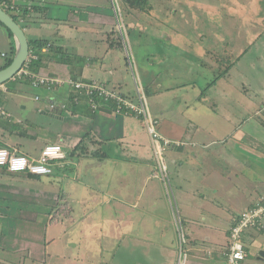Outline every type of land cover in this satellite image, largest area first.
Wrapping results in <instances>:
<instances>
[{"label":"crops","instance_id":"obj_1","mask_svg":"<svg viewBox=\"0 0 264 264\" xmlns=\"http://www.w3.org/2000/svg\"><path fill=\"white\" fill-rule=\"evenodd\" d=\"M118 1L122 3L121 7L117 0H12V4L20 10L17 14L18 23L23 25L28 41L46 39L48 44L40 51L30 50L32 56L26 62L29 75L18 74L3 83L6 91L0 93V107L4 111V114L0 111V147L38 157L45 145L60 144L67 158L66 162H53L51 168L54 173L45 177L44 181L40 178L42 176L32 178L22 173L4 174L0 169V174H4L0 175L4 177V180L0 178V202H3L2 208L6 210L3 212L4 219L8 220L5 224L0 218V245H3L0 249V264H17L24 249L29 253L26 252L28 256H24L20 264H85L84 254L91 251L83 247V237L96 239L93 236H108L112 227L116 232L126 229L125 234L120 232L124 235L121 239L118 234L117 241H127L130 246L143 251L147 264H227L223 254L230 243V228L241 212L249 209L257 198L264 196V88L255 93L251 88L252 83L245 80L236 87L238 93L232 94H241L240 99L231 97L229 93L213 96L208 92L214 89L220 81L218 79L208 83L206 92L201 90L195 95L194 98L201 104L197 107L201 109L191 107L189 129L166 120L165 117L170 115L165 112L160 111L156 116L160 132L180 142L179 146H172L164 152V158L169 162L167 166L165 160L166 173L170 167L171 179L174 180L177 216L173 214L167 190L165 193L172 218L166 202H158L157 198L164 197V193L157 182L150 181L158 175L162 181L168 180L169 176L164 179L154 167L156 160L142 118L117 113L113 101H105L97 95L90 96L85 89L75 87L77 82L102 84L109 90H118L127 98L133 93L129 78L133 81L134 76L126 60V56H129L127 45L125 43L123 47L117 40L110 41L109 32H106L112 15L121 28H125V18L119 8H122L126 17L135 8L130 9L127 2ZM143 1V6H146L142 10L136 9L139 14L142 13L143 25L135 26L140 31L153 32V28L165 25L169 19L180 17L177 9L180 5L176 6L179 0ZM190 3L192 5L188 9L193 13V5L199 8V4H205V1ZM192 13L182 18L190 28L191 20L198 21L197 15ZM0 39L8 48L0 53L6 61L12 50L14 52V40L7 30L1 32ZM182 47L174 46L175 54L184 52ZM198 52L197 49L189 58L192 62L207 60L218 66L220 58L214 57V50L207 58L198 57ZM205 55L208 56V52ZM31 61H38L37 65H32ZM162 67L159 77L163 75ZM233 67L234 63L230 62L228 71L221 73V78L231 84H234L232 78L225 77L231 75ZM35 78H46L50 83L35 85ZM146 78L148 83L153 82L158 88L151 98L163 96L157 100L164 104V110L167 111L165 107L169 106L166 101L170 98L168 90L172 93L174 90L159 89L161 83L149 79V72ZM129 99L137 101L135 98ZM33 109L36 115L41 113L49 123L36 125L32 119L35 115ZM208 138L210 140H206ZM93 158H109L115 166L114 171L128 165V170L122 175L133 182V191L127 192L126 187H120L119 190L125 194H118L113 191L117 187L115 184L109 187L76 186L79 189L76 192H82L83 199L87 196L86 189H89L99 200L103 198L104 202L111 200L113 203L96 204L98 210L91 209L83 218H79L81 222L76 215L73 216L75 212L72 208L70 214L72 221L76 222L72 231L69 226L68 230L63 228L59 221L47 227V215L58 205L50 189L54 186L52 183L56 180L60 181V185L65 183L64 187L68 185L70 194V175L77 180L84 168L89 173V160ZM97 166L95 164L96 169ZM89 174L92 179L98 180L97 172ZM115 178L121 180V174H116ZM135 188L140 189L142 196L146 197L141 206H136L138 200L129 201V198L136 196ZM115 199L117 203L132 205L116 207ZM34 205L35 211L32 210ZM110 208V214L103 213L104 209ZM136 210L141 213L138 223L142 234L139 235L134 221ZM21 213L24 215L21 216ZM27 215L30 222H37L40 218L46 222L47 230L44 231V240L41 239V248L34 246L37 245L32 241L34 237L23 236L20 230L11 225V222L27 219ZM87 219L94 224L89 222L90 227L84 226ZM53 225H56L53 232L57 236L50 233ZM48 231L49 237L46 238ZM179 231L184 234L183 240L179 237ZM9 234L11 237L6 241V235ZM71 234L76 240L70 238ZM56 239H61L64 245L61 250H54L53 253L50 250L49 253L47 246ZM243 241L247 252L243 264H264V232L249 231L245 233ZM125 264L137 262L134 258Z\"/></svg>","mask_w":264,"mask_h":264},{"label":"rangeland","instance_id":"obj_2","mask_svg":"<svg viewBox=\"0 0 264 264\" xmlns=\"http://www.w3.org/2000/svg\"><path fill=\"white\" fill-rule=\"evenodd\" d=\"M197 1L198 0H179L176 6L180 5L179 8H177L178 15L180 17H176L172 20L169 19V22H165V25L161 24L159 27L153 28V32H148V30L146 32L140 31L135 28L137 24L143 25V19L141 17L142 13L139 14V10L131 8V10L129 11V17H126L122 12V8H119L120 14L123 15V19H126H124L123 24L125 25V28H121V24H118V20H116V17H114L113 15L110 20V24L107 25L109 27L107 28L106 32H109L107 35L110 41L117 40V43H119V45L123 47L126 43L127 51L133 63L134 72L138 76V78H136V80L134 78L133 81L132 78H129V83L133 93L130 94L131 96L128 95V97L135 98L136 100L137 95L143 92L146 96L152 117L157 121V124L159 123V119L156 116L161 111L172 116L165 117L166 120L175 123L174 125L178 123L179 126H183L184 128L189 129L191 127V123L188 119H191L192 117L191 107L194 106L199 110L201 109L197 107L201 106V104L198 103V100L194 97L195 95L200 93L201 90H203L202 92H206L208 83L213 80L216 82L218 79H220V81L218 80V82L213 87L214 89L211 92L209 91L208 93L212 94L213 96L217 94L219 95V97L222 94L225 95L229 93L231 97L233 96V98L235 99H240L241 94H232L238 93L236 87L239 86V82L245 80H247V83H252L251 88L255 91V93L260 88H264V0H199V2L205 1V4L200 3L199 8H195L193 5L194 10L192 13V10L188 9V6L192 5V3L190 2ZM117 3L118 6L121 7L122 3L118 0ZM145 6L146 4H144L143 8ZM205 8H208V10ZM8 11L11 15H13L12 11ZM191 13L197 15L198 18V21L191 20L192 28H190L188 23H185L182 20V18H185V15L189 16ZM154 18L157 19L155 15ZM177 19L179 22L177 21ZM126 24H128L127 27ZM1 32H6V30L3 26L0 25V36ZM215 32L216 35L214 34ZM1 40L2 39H0V53L4 49L8 50V48L6 47V43H2ZM174 46H184L182 47L184 52L175 54V51L173 49ZM197 49L199 50V52L196 55L200 58L210 57V52L214 50V57L220 58L218 66H215L214 62L211 63L203 59V61L199 60L197 61V63H195L194 61L192 62L189 58L192 57L193 53H196ZM205 52H208V56L205 55ZM148 54H150V56H147ZM127 56L126 60L128 61V67L130 69L131 61L129 59V56ZM175 56L176 59L174 60ZM4 61L5 58L1 57L0 54V67L3 65ZM229 61L231 62V64L234 63V67L231 69V75L226 76L225 78L231 77L234 84L228 83L226 80L221 78L222 71L224 69H228L230 63ZM161 67L163 68V75L159 77L158 74L161 70ZM130 70H132L133 73V69L131 68ZM147 72H149V79H156L161 83L162 87L159 89L174 90L173 93L171 92V90H168L170 92L168 95L170 98L166 101V105L169 106V108L165 107L166 109H168L167 111L164 110V104L157 100L158 98H160L161 100L163 96L161 97L160 95L157 98H151V95H155V93L158 91V88L153 82L148 83V79L146 78ZM188 82L192 83L182 85V83ZM177 98L186 100H177ZM28 110L31 111L30 109ZM33 112L35 115L32 116V119L36 125L41 126L42 124L48 122L46 117L41 116V113H38V115H36L35 110ZM24 115L29 118L27 114H23V116ZM188 115H190V117ZM206 124H208V121ZM206 140H210V138ZM165 160L168 166L169 162L167 159ZM128 167L129 166L127 165L124 167H120L119 169L128 170ZM154 167L156 168L155 162ZM170 170V167H168L166 173V176H169L168 180L166 179L162 181L161 177L158 175L157 178L152 179L150 182H157L160 191L164 193V197L161 196L160 198H157L158 202L162 204L163 201H165L166 204L170 207V211L172 206L173 214L177 216V208L174 201L175 185L174 180L171 179L172 175ZM158 173L161 174L160 171H158ZM114 174L115 172H111L109 175L108 173H106L105 176H100L98 173V180H94L90 177V174L85 172V169H83L82 172H80V176L77 180L75 176L70 175L71 182L69 183V185L72 186L70 194L68 193V185L66 187H64L66 185L65 183H63L64 185H60L59 180L53 182L52 184L54 186L50 189L56 196V204L58 203L59 207L60 205L63 206V213L54 218V221H51L53 213H49L47 215V227L51 225L50 223L59 220L60 225L64 226L63 228H66L68 230L67 227L69 226L71 230L72 226H74V224L76 223L74 220L72 221V217L70 214L72 208L75 212L73 216L76 215L77 219L83 218L87 213L90 212L91 209L95 208V203L97 201H93L91 200V198L86 196L84 200L82 198V192H76V190H79L75 188L76 186H81L82 188H85L86 186L87 188L92 186L103 187L106 186L109 182L112 184L113 182H115L117 184V187L114 188L113 191L117 192L118 194H125L119 190L120 187L121 189H124L126 187L127 192L133 191V182L130 179H127L121 174V180H119L115 178ZM0 175L2 176L4 174ZM48 176L50 175H42V177L40 178L42 181H44V178ZM1 180H4V177L1 178ZM12 180L14 179L12 178ZM147 182L144 184V188H142L143 191L146 188ZM135 190L137 191V193H135L136 196L129 198V201L138 200L136 206H141L143 204V198L146 199V197L142 196L143 193H140V189L135 188ZM165 191L169 196L168 198H170L171 200V206ZM86 192L89 196H92L93 194L89 189H86ZM1 199L0 201H2ZM113 201L115 202V205H117L116 207H118L119 205H132L129 203H117L116 199ZM1 203L3 202H0V218H3L1 222H4L6 224L8 220L4 219L5 213H3L6 210L2 208ZM35 209L36 207L34 205L32 207V210L35 211ZM81 210H83V212H81ZM97 210L98 209L95 208V211ZM138 211L139 210H136L134 213V221L135 225L137 226L136 232H140L138 233L139 235L142 234V229L141 225H139L138 223V221L141 220V213ZM172 211L170 215L171 218L173 215ZM111 212V208L103 210V213L107 215ZM22 215L24 214L21 213V216ZM27 217V219H21L15 222H11V225L20 230L23 236L34 237L32 241H35L37 243V245L34 246H38L41 248V239L44 240V231L47 230V227L45 228L46 222H43L41 218L37 219V222H35L36 220L30 222L28 215ZM79 221L81 222L80 219ZM89 222L93 223L92 220L87 219L83 223L84 226L90 227V225L88 224ZM109 223L113 225L112 222ZM55 227L56 225H53L52 229H50L51 231H49L51 234L57 236V233L53 232L54 230H56ZM120 230H123V232L121 233H126L125 228ZM49 231L46 234V238L49 237ZM74 232L76 233V230ZM4 233L5 232H3V234ZM109 233L111 235L115 234L116 229L112 227ZM118 233L120 232H117L116 234ZM6 236L7 241L11 236L10 234ZM105 237L107 236H93V238L96 239H89L88 236L83 237V247L91 251L89 254H84L85 264H125L126 262H130L134 258L137 264L148 263L143 251L137 249L136 247L130 246L129 242L119 240L118 242L114 243L112 239H106ZM70 238L76 240L74 235L72 234L70 235ZM32 241L29 240L30 243ZM46 242H48V240H46ZM63 245L64 244L62 243L61 239L53 241L50 246H47L48 252L50 253V250L51 252L54 250L59 251L61 250ZM2 247L3 245H0V249ZM68 251L70 252L69 249ZM26 252L29 253L27 249H24L22 255L19 253L20 257L17 264H20L21 261H24V256L27 255ZM128 254H133V256L130 257ZM26 261L27 263H29L28 258L26 259Z\"/></svg>","mask_w":264,"mask_h":264},{"label":"built area","instance_id":"obj_3","mask_svg":"<svg viewBox=\"0 0 264 264\" xmlns=\"http://www.w3.org/2000/svg\"><path fill=\"white\" fill-rule=\"evenodd\" d=\"M0 6L8 12L12 11L14 14H19L18 6L9 4L7 0H1ZM30 53L29 58H31ZM29 75L26 63L21 70L16 74ZM35 85H48L50 80L46 78H35L33 81ZM76 88L85 89L90 96L97 95L105 101H113L116 104V112L121 114H132L142 118L145 123L146 129L151 139L153 152L157 161L158 171L165 179L166 165L164 152L172 146H179L180 142L171 140L164 136L159 128L157 121L152 117L146 97L144 93H139L137 101L127 98L120 94L118 90H109L102 84L88 85L84 83H75ZM6 91L4 84L0 85V93ZM0 111L4 114V111ZM66 152L60 144H47L45 145L38 157H29L16 149H8L0 147V168H5L9 173H23L35 174L38 176L51 175L53 162H64ZM179 224L180 221L178 220ZM249 231L264 232V196L257 198L252 206L246 211L241 212L235 219L234 224L230 228L229 241L226 250L224 251V258L227 264H243L247 252L243 237ZM180 232L181 240L184 239V234Z\"/></svg>","mask_w":264,"mask_h":264},{"label":"water","instance_id":"obj_4","mask_svg":"<svg viewBox=\"0 0 264 264\" xmlns=\"http://www.w3.org/2000/svg\"><path fill=\"white\" fill-rule=\"evenodd\" d=\"M121 21H122V19H121ZM0 22L6 28H8L11 31L12 37L14 40V52H13V56L11 57V62L6 67L0 69V85H1L5 82L9 81L10 79H12L21 70V68L25 65V63L29 59L31 49H30L29 41H28V38L26 36L24 28L16 20H14L12 15H10L7 11H5L1 6H0ZM131 68L133 69V76L136 80V78H138V76L134 72L133 65ZM224 70H226V72L228 71V69H224ZM246 95L248 96L247 93H246ZM108 155H110V154H108ZM82 157H84V156H82ZM110 157H112V155H110ZM155 160H156V158H155ZM94 163L96 164V166L98 165L97 169L95 168ZM89 164L91 165L90 166L91 169L88 172L89 173H92V172L101 173L100 176H103V175L105 176L106 173H108V175H109L111 172H115V174H114V176H115L116 174H122L125 171H127L125 169L114 171L115 166H113L111 164V160L109 158H104L103 160H101L99 158H93V159L89 160ZM156 165H157V161H156ZM156 168H157V166H156ZM157 170H158V168H157ZM114 184L117 185L115 182H113V184L109 182L106 185V187H109V186L114 185ZM92 196H94V198L91 200L97 201L95 203V205L96 204L105 205V204L113 203L111 200H109L108 202H104L103 198L102 199L100 198V200H99L95 195L92 194ZM92 196L87 195L86 197L92 198ZM84 200H85V198H84ZM120 232H123V231H120ZM116 233L113 235L110 234L108 236L107 235H103V236H107V237H105L106 239H112L115 243V242H118L116 238L118 237V234H120V233H118V234H116ZM122 236H124V235L120 234V239L122 238Z\"/></svg>","mask_w":264,"mask_h":264},{"label":"trees","instance_id":"obj_5","mask_svg":"<svg viewBox=\"0 0 264 264\" xmlns=\"http://www.w3.org/2000/svg\"><path fill=\"white\" fill-rule=\"evenodd\" d=\"M122 1H124V2H127L128 3V5L130 6V8L131 7H135L134 9H140V10H142V7H143V3H144V1L143 0H122ZM7 2L9 3V4H11L12 3V0H7ZM0 4H1V0H0ZM8 13H10L9 11H8ZM13 15H12V17L14 18V20H16V21H18V17H17V15L16 14H14V13H12ZM11 15V14H10ZM0 25L1 26H3L6 30H7V32H8V34L10 35V37H12V33H11V31L8 29V28H6L1 22H0ZM48 44V41L46 40V39H40V40H38V39H36V40H29V46H30V49L32 50V51H40L44 46H46ZM12 55H13V50H12V53H11V56L10 57H8L7 59H6V61L4 62V64L0 67V69H2V68H4V67H6L7 65H9V63L11 62V57H12ZM32 62V61H31ZM37 62L38 61H34V62H32V65H37ZM79 147V146H78ZM107 157H109V156H107ZM1 170H2V172L4 173V174H6V173H9V172H7V170L5 169V168H0ZM54 173V171L52 170V174ZM10 174H12V173H10ZM23 174V173H22ZM26 176H29V177H32V178H37L38 177V175H35V174H26ZM55 210L54 211H52V213H53V215H52V217H51V221H54V218H56V217H58V215L60 214H62L63 213V206H61L60 205V207H59V205H58V207L56 206V208H54ZM61 211V212H60ZM57 221H59V220H57ZM57 221H55V222H57Z\"/></svg>","mask_w":264,"mask_h":264},{"label":"clouds","instance_id":"obj_6","mask_svg":"<svg viewBox=\"0 0 264 264\" xmlns=\"http://www.w3.org/2000/svg\"><path fill=\"white\" fill-rule=\"evenodd\" d=\"M9 14H10V13H9ZM129 59H130V61H131V67H132L133 63H132V60H131L130 55H129ZM115 90H116V89H115ZM66 158H67V155H66ZM66 158H65L64 162H66ZM12 174H13V173H12Z\"/></svg>","mask_w":264,"mask_h":264}]
</instances>
